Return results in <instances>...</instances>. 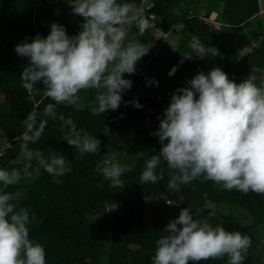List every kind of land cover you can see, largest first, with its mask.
Here are the masks:
<instances>
[{"label": "trees", "instance_id": "trees-1", "mask_svg": "<svg viewBox=\"0 0 264 264\" xmlns=\"http://www.w3.org/2000/svg\"><path fill=\"white\" fill-rule=\"evenodd\" d=\"M141 1L117 0L136 8ZM200 8L204 16L198 14ZM140 10L148 20L154 17L155 29H148L143 36L133 34L130 39L152 47L137 62L136 71L129 78L132 87L127 91L144 90L146 94L132 98L121 93L118 109L96 116L88 107L77 110L73 106H57V113L71 117L82 134L100 140L99 151L81 153L63 139L62 122L49 119L41 139L30 147L40 149L45 157L51 153L63 155L71 172L59 177L61 182L56 183L41 169L38 179L31 182L21 179L6 189L0 184V192L15 193L23 189V198L12 203L17 210L28 209L29 238L44 247L46 264H95L90 260L97 261L103 254L108 264H152L156 242L167 234L164 229L171 221L148 224L143 204L146 197L159 195H166L183 209L189 208L193 219L208 218L213 227L221 226L226 231H238L250 237L251 245L242 264H261L251 226L221 211L219 206L239 205L251 215L253 224L259 225L264 223V195L225 190L202 177L181 185L179 192L170 191L167 188L170 170L163 158L156 169L158 175L163 169V180L156 184H142L139 180L146 161L152 155H159L163 146L155 133L172 95L178 89L190 87L188 81L203 71L205 64L219 66L236 83L247 79L253 67L264 70V28L258 0H153L150 6ZM213 12L221 24L219 29L205 22L204 18ZM83 22L82 17L73 14L68 0H0V130L13 144L11 149L0 153V168L16 167L9 161L19 153V138L26 130L23 120L27 115L31 111L42 115L44 107L53 102L43 95L44 86L39 82L34 85L38 91L29 98L22 87L21 75L30 58L20 56L16 46L32 42L37 35L46 38L53 23L62 25L70 37L75 36L82 30ZM177 25L181 26L178 43L172 52L165 54L163 34ZM245 31L259 40L242 54L240 51L247 43ZM192 42L215 47L219 55L207 54L197 61V54L193 53L190 59H185L184 55L192 52L189 47ZM173 67L176 71L169 75ZM95 95V90H82L81 103L91 104ZM136 102L141 107H135ZM120 153L132 156L127 166L131 170L122 174L123 188H112L110 181L96 171V165ZM91 207L103 212L99 226L89 214ZM211 211H215L214 217H208ZM102 240L107 250L101 249ZM227 261L225 256L199 262L190 260L188 264H226Z\"/></svg>", "mask_w": 264, "mask_h": 264}, {"label": "clouds", "instance_id": "clouds-1", "mask_svg": "<svg viewBox=\"0 0 264 264\" xmlns=\"http://www.w3.org/2000/svg\"><path fill=\"white\" fill-rule=\"evenodd\" d=\"M68 2L73 14L84 21L77 35L70 37L62 25L53 23L46 38L37 35L32 42L15 48L20 56L30 58L21 75L29 98L38 91L34 85L39 82L44 86L43 95L53 102L44 107L42 115L31 111L23 120L26 130L19 138V153L9 161L16 167L0 168V184L5 189L21 179H38L41 169L56 183L61 182L59 177L71 172L63 155L51 153L45 157L40 149L30 147L41 139L49 119L62 122L63 139L69 145L81 153H97L100 140L82 134L71 117L57 113V106H73L77 110L88 107L93 116L118 109L121 93L132 87V81L124 74H133L137 62L152 47L137 40L126 42L129 27L135 26L143 36L152 26L135 5L117 0ZM189 47L192 52L184 55L185 59L193 53L201 58L219 55L217 48L199 42H192ZM175 71L173 67L169 75ZM188 83L190 87L178 89L172 95L155 133L163 146L159 155L146 161L140 183L156 184L164 179L163 169L159 175L156 172L163 158L170 170V191L179 192L181 185L202 177L225 190L264 195V70L253 67L247 79L236 83L216 67L208 74L200 72ZM82 90H95L91 104L81 103ZM135 107L141 105L136 102ZM104 132L108 134L107 127ZM12 147L0 130V153ZM130 170L119 163L96 165V171L110 181L112 188H123L122 174ZM24 195L23 189L0 192V264H46L44 247L29 238L28 209L17 210L12 203ZM215 215V211L208 213V217ZM164 231L167 234L157 240L152 264H188L190 260L225 256L227 264H241L251 245L247 235L213 227L208 218L193 219L189 208L182 209Z\"/></svg>", "mask_w": 264, "mask_h": 264}, {"label": "rangeland", "instance_id": "rangeland-1", "mask_svg": "<svg viewBox=\"0 0 264 264\" xmlns=\"http://www.w3.org/2000/svg\"><path fill=\"white\" fill-rule=\"evenodd\" d=\"M153 0H144L141 6L147 7ZM262 4L264 5V1L262 0ZM262 5V8L259 7V12L261 16V22L262 26H264V6ZM198 14L200 16H204V10L202 8L199 9ZM214 17V13L211 14V18ZM218 20V19H217ZM154 30L155 26H151L149 30ZM180 30V29H179ZM179 30L175 27L172 29L169 33L163 34V43L162 48L165 51V54H169L173 51L175 46L178 43L179 38ZM128 36L126 38V42L131 39L132 35H138V30L135 26L129 27L127 29ZM221 33L225 36V31L221 30ZM247 36V43L244 48L241 49L240 52H247L249 49H251L255 44L258 43L259 37L254 36L251 33H248L245 31V34ZM236 41L234 42V44ZM195 60L200 61L201 57L196 55ZM219 66H213L209 64H205L202 68L203 71L201 72H210L213 68H216ZM126 79H129L131 77V74L125 73L124 74ZM124 94L130 95L132 98L141 97L146 94V92L143 90L130 93L127 91V89L122 92ZM132 159V156L129 153H120L117 154L111 158L108 159V164L111 163H119L122 166H128L130 160ZM5 191V190H3ZM167 201L168 197L166 195H159V196H153V197H146L143 204V213L144 217L146 219V222L148 224H154V223H166L168 221L175 220L179 217V214L183 208L178 206L177 204L170 201L172 204H169ZM211 204V203H209ZM219 209L221 211H224L226 213L232 214L237 220L242 222L243 224L250 225L251 231L254 234V236L257 239V250L256 254L258 258L261 261V264H264V223L259 225H254L251 215L241 206L235 205V204H223L219 206ZM89 214L91 215V218L96 226L100 225V217L102 216L103 212L95 207H91L89 210ZM108 246L105 241L102 240L101 243V249L107 250ZM102 252V250H101ZM245 254V253H244ZM106 255L103 254L101 257L96 261L90 260L95 264H108L106 260ZM227 264V263H226ZM242 264V262H241Z\"/></svg>", "mask_w": 264, "mask_h": 264}, {"label": "built area", "instance_id": "built-area-1", "mask_svg": "<svg viewBox=\"0 0 264 264\" xmlns=\"http://www.w3.org/2000/svg\"><path fill=\"white\" fill-rule=\"evenodd\" d=\"M212 14V13H211ZM211 14L208 17H205V22L209 23L210 25L214 26L216 29L220 28V22L216 20V14H214V17L211 18ZM151 25L155 26V20L154 17L151 16V19L149 20Z\"/></svg>", "mask_w": 264, "mask_h": 264}, {"label": "crops", "instance_id": "crops-1", "mask_svg": "<svg viewBox=\"0 0 264 264\" xmlns=\"http://www.w3.org/2000/svg\"><path fill=\"white\" fill-rule=\"evenodd\" d=\"M263 1H264V0H263ZM143 2H144V0H142L140 6L137 7L138 10L143 9V8H146V7L141 6ZM150 5H151V3L149 4V6H150ZM258 5H259L260 8H262V5H263V4H262V0H258ZM263 6H264V5H263ZM147 7H148V6H147ZM213 13H214V12H213ZM214 14H215V13H214ZM260 15H262V14H260ZM175 27H176L178 30L181 29V26H180V25H177V26H175ZM175 27H174V28H175ZM174 28H173V29H174ZM263 28H264V26H263ZM248 51H249V50H248ZM243 53H246V52H242V54H243Z\"/></svg>", "mask_w": 264, "mask_h": 264}]
</instances>
